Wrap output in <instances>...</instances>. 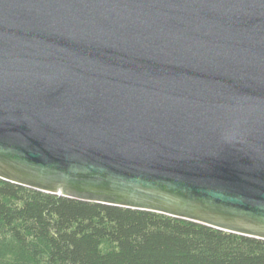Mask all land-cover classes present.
Segmentation results:
<instances>
[{
    "label": "water",
    "instance_id": "obj_1",
    "mask_svg": "<svg viewBox=\"0 0 264 264\" xmlns=\"http://www.w3.org/2000/svg\"><path fill=\"white\" fill-rule=\"evenodd\" d=\"M0 179L264 240V0H0Z\"/></svg>",
    "mask_w": 264,
    "mask_h": 264
},
{
    "label": "trees",
    "instance_id": "obj_2",
    "mask_svg": "<svg viewBox=\"0 0 264 264\" xmlns=\"http://www.w3.org/2000/svg\"><path fill=\"white\" fill-rule=\"evenodd\" d=\"M0 264H264V240L0 179Z\"/></svg>",
    "mask_w": 264,
    "mask_h": 264
}]
</instances>
